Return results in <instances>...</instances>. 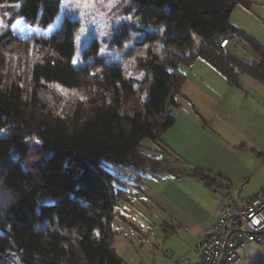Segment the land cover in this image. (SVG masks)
I'll list each match as a JSON object with an SVG mask.
<instances>
[{
  "label": "trees",
  "instance_id": "16d2710c",
  "mask_svg": "<svg viewBox=\"0 0 264 264\" xmlns=\"http://www.w3.org/2000/svg\"><path fill=\"white\" fill-rule=\"evenodd\" d=\"M130 1L125 15L136 24L122 28L129 32L115 43L122 48L133 30L144 33L138 44L149 49L136 61L144 73L139 85L121 63L99 56L96 37L82 52L83 65H74L79 19L63 14L56 32L34 43L11 29L0 33V130L7 132L0 137V264H123L113 221L129 191L120 183L138 186L142 172L180 173L171 162L182 167L162 138L176 121L171 108L180 105L184 68L201 59L231 86L243 74L264 84V43L231 22L238 5L252 10L256 0ZM62 3L0 0L9 25L26 19L40 29L62 14ZM160 26L163 37L148 30ZM228 33L245 40L258 60L222 47ZM51 83L82 90L87 99L58 114L41 102ZM145 139L154 144L150 152L142 149ZM121 170L133 172L136 183L119 177ZM191 174L217 185L202 168Z\"/></svg>",
  "mask_w": 264,
  "mask_h": 264
},
{
  "label": "crops",
  "instance_id": "0c3cea01",
  "mask_svg": "<svg viewBox=\"0 0 264 264\" xmlns=\"http://www.w3.org/2000/svg\"><path fill=\"white\" fill-rule=\"evenodd\" d=\"M236 26L254 36L246 26ZM254 60L256 54L248 59ZM192 70L173 111L175 124L163 135V142L183 168H202L237 187L247 181L243 195L254 197L264 190V84L243 74L240 84L231 86L201 59ZM201 70L207 75H199ZM131 186L140 195L138 201L153 207L158 223L170 229L169 237L156 241L158 260L197 264L196 246L218 219L221 194L200 177L168 170L156 175L142 172L138 186Z\"/></svg>",
  "mask_w": 264,
  "mask_h": 264
},
{
  "label": "rangeland",
  "instance_id": "374dc122",
  "mask_svg": "<svg viewBox=\"0 0 264 264\" xmlns=\"http://www.w3.org/2000/svg\"><path fill=\"white\" fill-rule=\"evenodd\" d=\"M130 5V0H63L62 14L57 17L50 27L40 29L32 26L26 19H18L12 25H9L8 16L2 11L3 7L0 4V33L11 29L16 36L34 43L36 39L51 37L59 28L64 15L79 19L82 27L76 38L74 65L76 67L83 65L82 52L96 37L101 44L99 56L108 63H121L126 69L127 78L133 79L139 85L144 78V73L137 66L136 61L138 57L145 56L149 49L148 44H138V39L144 33L133 30L131 32L132 39L122 48H118L115 43L116 38L126 31L122 28L136 24L129 16L125 15ZM231 22L235 25L246 26L254 36L256 35L260 41L264 42V0H256L252 10H247L238 5L232 13ZM136 26L140 27L142 25L137 24ZM148 30L152 34H160L161 37L165 34L164 26L150 27ZM128 32L129 30L124 33L127 35ZM195 37L199 43L200 37ZM230 48L247 60L255 56L250 45L240 37L231 43ZM155 50L161 52V39L157 42ZM192 67L193 65L184 68L189 76L193 75ZM198 74L207 75L202 70ZM40 97L46 108L63 115L71 112L78 101L87 99L84 91L67 88L56 83L48 84L47 90L42 92ZM140 97V93L135 96L136 99H140ZM171 109L174 111L175 107ZM6 134V131L0 130V137ZM142 146L143 150L149 152L151 151L150 148L154 149V144L150 139L143 140ZM152 152L155 153V151ZM35 157L36 155L33 154V158ZM193 168L195 169L194 166L189 170L183 167L177 169L180 174H184L192 173L190 170ZM118 176L123 180L136 183L134 173L131 171H118ZM120 184L122 186L126 185L131 192L128 201H122L117 207L118 214L113 221L114 228L119 232L115 236L114 243L123 259V264H168L163 259L158 260L161 253L160 249L156 252V246L158 245L156 241L157 239H165L168 235L170 236V229L158 223V213L153 207L148 206L149 208H146L148 204L144 205L143 201H138L140 195L134 186L128 183ZM238 254L241 257L239 264H264V244L250 243L245 247H241Z\"/></svg>",
  "mask_w": 264,
  "mask_h": 264
},
{
  "label": "built area",
  "instance_id": "2783aa9c",
  "mask_svg": "<svg viewBox=\"0 0 264 264\" xmlns=\"http://www.w3.org/2000/svg\"><path fill=\"white\" fill-rule=\"evenodd\" d=\"M238 39L237 33H228L221 37L220 44L226 47ZM169 169H177L175 162L169 164ZM213 176L217 179L214 188L221 194L219 215L212 231L196 246L197 264H239L241 247L254 242L264 244V190L248 197L243 195L247 181L237 187L219 175ZM175 264L187 261L178 260Z\"/></svg>",
  "mask_w": 264,
  "mask_h": 264
}]
</instances>
